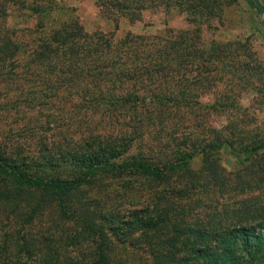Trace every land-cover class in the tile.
<instances>
[{
	"label": "trees",
	"instance_id": "obj_1",
	"mask_svg": "<svg viewBox=\"0 0 264 264\" xmlns=\"http://www.w3.org/2000/svg\"><path fill=\"white\" fill-rule=\"evenodd\" d=\"M246 1L264 14L261 0ZM10 2L29 5L36 13L34 27H25L37 33L30 43L7 25ZM220 3L96 0L116 23L121 18L132 23L143 10L161 7L184 13L196 24L195 29L126 31L117 37L111 31L88 32L73 15L53 23L52 12L64 8L53 0H0V87L30 79L31 66L42 68L49 77L47 89L77 95L88 114L98 118L96 127H86L78 137L64 133L57 140L43 139L32 153L0 140V246L9 254L4 264H11L8 259L22 264L21 254L38 256L40 264H264V136L211 127L207 134H185L183 148L168 144L180 136L175 134L178 122L165 121L166 110L201 108L195 89L225 74L237 77L224 70L228 66L254 71L258 62L241 59L237 67L226 62L231 46L239 49L240 41L203 42V28H211L223 12ZM241 49V56H253L246 46ZM242 72L245 83L261 75L256 69L251 77ZM23 101L31 106V98ZM146 137L164 141L165 149L130 152L136 139ZM223 147L238 164L227 172L214 156ZM196 156L202 164L191 171L188 160ZM207 187L212 194H227L229 201L205 218L199 213L208 211L194 212L187 199L193 198L191 189ZM50 220L72 224V237L86 242L85 260L58 256L51 247L42 250L50 230L36 239L31 228Z\"/></svg>",
	"mask_w": 264,
	"mask_h": 264
},
{
	"label": "rangeland",
	"instance_id": "obj_2",
	"mask_svg": "<svg viewBox=\"0 0 264 264\" xmlns=\"http://www.w3.org/2000/svg\"><path fill=\"white\" fill-rule=\"evenodd\" d=\"M29 0H25L28 2ZM46 2V0H44ZM58 2L64 8H57L52 12L50 20L53 23L63 21L70 16H75L79 19L83 28L88 32L103 31L114 32L117 37L122 36L126 31L135 33L158 34L165 30H173L174 32L181 29L196 28V24L189 23L186 20L185 14L176 10H166L161 7H150L142 11L140 20L129 22L125 18H121L117 23L107 17L96 5V0H53ZM264 3V0H261ZM223 6V12L219 19H215L211 24V28L204 27L202 31L203 42L210 40L223 41H240V48L235 49L231 46V55L227 58L229 65L236 66L237 63L243 61L241 59L256 58L258 62L254 64V71L261 74L257 79L251 77L254 71L246 67L229 66L224 70L228 73H235L237 77H228L223 75V79L211 82L208 86L202 89H195L198 98L202 103V107H171L164 113L166 122H178L176 135L180 139H176V143H168L173 146L183 148V136H197L203 134L208 128H233L240 132H260L264 136V14H258L247 3L246 0H219ZM41 5H45L41 3ZM7 25L16 29L21 40L28 43L32 37L37 36V33L30 34V30L26 31L25 27H34L36 13L29 5H21L10 2L7 5ZM117 24V28L115 25ZM39 34V33H38ZM246 46L248 52H251L252 57L241 56ZM239 47V46H238ZM23 50V49H22ZM26 49L21 54L23 58H27ZM24 65L23 61L20 62ZM25 66V65H24ZM33 67V73L28 74V80L23 79L10 80L8 83H3L0 87V140L4 137L7 142L14 143L26 153L36 152L39 143L43 140H57L61 135L67 133L73 137H78V134L86 127H96L98 120L96 113L88 114L87 106L79 101L77 95L67 94L63 89H47L44 80H49L48 75L42 68ZM243 68L250 74V81L246 82L243 77ZM25 73L19 74V78ZM252 83V84H251ZM20 87H18L17 85ZM23 89L21 92L20 90ZM18 93V95H17ZM21 94V95H19ZM222 94H227V98H221ZM18 97V98H16ZM14 98V99H13ZM22 98V99H21ZM24 98H31V106L25 105ZM220 99L221 104H217ZM217 100V101H216ZM215 102V103H213ZM215 104L216 106H211ZM210 105V106H209ZM180 127V128H179ZM156 127L155 129H157ZM207 131V132H208ZM147 135V133L145 134ZM164 135V132H162ZM165 140V139H163ZM162 144L157 139L150 140L136 139L130 149V152H135L138 148L147 150H164ZM161 145L159 148L158 145ZM219 165L226 168L225 172L231 171L238 166L236 159L232 156L227 147L214 154ZM178 162H181L180 159ZM202 161L199 156L194 159H189L187 167L191 171H197L200 168ZM228 169V170H227ZM235 169V168H234ZM211 187V186H208ZM191 189L193 198L189 197L188 204L192 205L194 212L201 210L208 211L206 214L200 212V216L208 218L210 214L216 210L220 211L222 205L225 206L229 201L228 195L219 196V193L212 194V188ZM198 188V187H197ZM208 190V191H204ZM197 192V193H196ZM200 196L198 203H192V199ZM186 201V200H185ZM49 223V224H48ZM45 221V227L35 224L32 231V237L38 239V235L45 232L48 228L50 231L47 235L50 239L41 242L42 250L51 247L58 256L82 258L85 260L88 251H85L84 241L74 239V228L72 224H65L59 221ZM44 227V228H42ZM46 235V233H45ZM1 244V237H0ZM36 251L41 250L39 247ZM3 249L0 246V264H4L5 257ZM141 256H146L143 251L139 250ZM10 257H13L11 254ZM21 257L22 264H40L39 257L23 256ZM7 261V260H6ZM9 263L16 264L14 259H8ZM115 264H122L117 262ZM134 264H138L135 261Z\"/></svg>",
	"mask_w": 264,
	"mask_h": 264
}]
</instances>
